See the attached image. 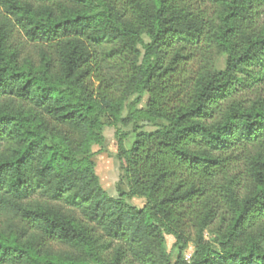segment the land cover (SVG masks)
<instances>
[{"label":"trees","instance_id":"1","mask_svg":"<svg viewBox=\"0 0 264 264\" xmlns=\"http://www.w3.org/2000/svg\"><path fill=\"white\" fill-rule=\"evenodd\" d=\"M133 94L168 125L120 144L114 198L91 147ZM191 233L190 264H264V0H0V264H173L166 235Z\"/></svg>","mask_w":264,"mask_h":264},{"label":"rangeland","instance_id":"2","mask_svg":"<svg viewBox=\"0 0 264 264\" xmlns=\"http://www.w3.org/2000/svg\"><path fill=\"white\" fill-rule=\"evenodd\" d=\"M12 43L19 46L22 51L21 59L25 63H34L35 66L39 65L38 50L36 44L30 43L26 40L24 34L15 32L12 37ZM143 43L139 45L141 51V61L143 59L145 50L144 46L150 43L147 36L142 37ZM206 57L212 60V64L218 70H224L226 67V57L219 55L216 50L211 49L210 54ZM202 53L192 54V59L187 65L188 77L194 76L196 72L205 64L203 63ZM96 87V85H95ZM147 97H140L138 94H133L126 101L123 109L116 116H102L101 118V139L98 143H94L91 147L92 161L95 164V172L98 176L102 188L114 198H119V190L128 191L126 182L122 180L123 169L119 160L121 155L120 144L124 149L131 150L136 136L139 132H154L167 126L168 123L164 120H156L149 123L145 120L140 113L145 108ZM243 163H241L242 165ZM126 201L138 208H143L146 200L140 197L128 198ZM42 202V201H41ZM54 207L60 210L64 215L73 218L77 222L83 221L81 213L75 209L67 207L61 203H51ZM218 227H214L205 232L206 241L215 244L216 233ZM99 243H106L99 233ZM54 252L57 254L71 253L66 247L59 244H52ZM166 249L169 253L173 264L179 261L190 264L196 252L193 234L191 233L189 243L184 250L181 251V244L178 243L176 238L172 235H166Z\"/></svg>","mask_w":264,"mask_h":264}]
</instances>
